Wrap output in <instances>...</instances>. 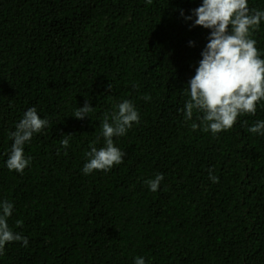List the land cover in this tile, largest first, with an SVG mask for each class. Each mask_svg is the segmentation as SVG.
<instances>
[{
	"label": "trees",
	"instance_id": "1",
	"mask_svg": "<svg viewBox=\"0 0 264 264\" xmlns=\"http://www.w3.org/2000/svg\"><path fill=\"white\" fill-rule=\"evenodd\" d=\"M200 2L0 0V200L14 203L9 226L29 240L6 245L0 264H264V136L247 131L264 101L217 135L181 111L209 30L180 10ZM252 38L264 52V22ZM86 99L90 117H73ZM125 99L140 123L114 138L124 162L84 175L105 116ZM30 107L49 125L25 145L32 163L18 174L6 153Z\"/></svg>",
	"mask_w": 264,
	"mask_h": 264
},
{
	"label": "clouds",
	"instance_id": "2",
	"mask_svg": "<svg viewBox=\"0 0 264 264\" xmlns=\"http://www.w3.org/2000/svg\"><path fill=\"white\" fill-rule=\"evenodd\" d=\"M151 4L152 0H146ZM180 15L191 27L201 26L209 30L207 43L200 53L202 57L195 68V74L187 81L186 95L190 97L181 109L186 121L193 119L194 112L200 124L193 123L192 128H201L204 132L217 135L230 130L239 116L255 115L257 106L264 101V52L257 48V41L252 38L264 22V9L250 8L249 0H201L200 5L185 15ZM194 46V42H189ZM145 101L151 96L145 95ZM93 111L91 103L86 99L79 106L73 117L83 120L90 117ZM202 114V115H201ZM140 123V113L131 100H123L116 105L111 114V122L105 116L100 136L103 146H92L86 153V162L82 173L90 175L97 171L109 172L116 165L124 162L125 152L115 146L114 138L123 137ZM49 121L38 114L36 107L28 108L22 118L10 132L12 144L6 153L5 166L9 171L23 174L32 163L31 157L25 155L24 147L30 143L34 134L47 128ZM248 132L264 136V120L256 121L247 129ZM69 136H71L69 134ZM65 149L69 139L60 141ZM209 169V179L218 183L219 179ZM164 180L163 173L155 174L146 184L151 192H157ZM14 203L7 199L0 200V256L11 242L22 243L27 247L29 240L20 232L9 226L8 219L12 216ZM22 226L21 221L16 222ZM133 264H147L144 257L134 258Z\"/></svg>",
	"mask_w": 264,
	"mask_h": 264
}]
</instances>
